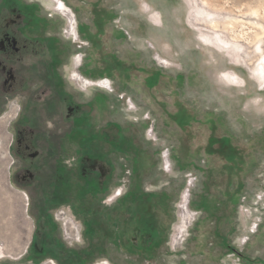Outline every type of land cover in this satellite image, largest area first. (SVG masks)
<instances>
[{
  "label": "rangeland",
  "instance_id": "obj_1",
  "mask_svg": "<svg viewBox=\"0 0 264 264\" xmlns=\"http://www.w3.org/2000/svg\"><path fill=\"white\" fill-rule=\"evenodd\" d=\"M28 1L66 47L68 88L87 103L86 132L58 135L67 193L56 208L70 221L57 234H82L75 249L89 264H264V0ZM73 75L111 89L77 79L81 90ZM7 106L0 116L19 103ZM11 122L0 119V264H53L31 244L44 217L9 183ZM79 145L106 176L81 180Z\"/></svg>",
  "mask_w": 264,
  "mask_h": 264
},
{
  "label": "flooded vegetation",
  "instance_id": "obj_2",
  "mask_svg": "<svg viewBox=\"0 0 264 264\" xmlns=\"http://www.w3.org/2000/svg\"><path fill=\"white\" fill-rule=\"evenodd\" d=\"M57 2L68 7L63 0ZM39 9L37 3L28 0H0V113L8 108L10 101L19 103L17 111L10 109L8 114L0 116L12 120L8 178L17 191L28 195V210L46 221L40 238L32 236L35 254L48 257L53 264H89L93 254L75 249L83 242L82 234L73 242L67 241L62 233L63 230L67 233L70 220L63 222L64 210L56 208L59 197L65 198L67 193L66 179H57L62 168L57 154L58 135L86 132L87 103L74 100L64 75L67 49L58 35L48 31L52 24ZM71 39L76 41L77 36ZM79 59L76 57V62ZM71 79L81 90H86L79 82L83 77L73 75ZM148 118L146 115L143 120ZM90 154L84 145L74 152V167L79 168L80 178L85 182L89 174L99 179L108 171ZM23 197L28 199L25 194ZM58 228L62 230L61 237ZM44 231L52 232L53 236L43 235Z\"/></svg>",
  "mask_w": 264,
  "mask_h": 264
},
{
  "label": "built area",
  "instance_id": "obj_3",
  "mask_svg": "<svg viewBox=\"0 0 264 264\" xmlns=\"http://www.w3.org/2000/svg\"><path fill=\"white\" fill-rule=\"evenodd\" d=\"M69 22V20H67ZM74 24V23H73ZM68 25H67V31H66V34H69L72 38L76 37L75 35L71 34L70 33V30L68 29ZM82 80V79H81ZM84 81V80H83ZM84 84V83H83ZM86 84H89L88 82H86ZM85 85V84H84ZM94 86H96L97 88H106V89H103V90H110V85L108 84L107 80L105 79H102L101 81L97 82L94 84ZM151 134V131H149V135ZM151 136V135H150ZM161 162H162V168L164 171H169L170 168H171V163H170V158H169V153L167 150H164L161 154ZM192 182V179H189L188 181V185L187 186H190ZM187 192H188V188L186 189ZM257 225H254V230L256 229Z\"/></svg>",
  "mask_w": 264,
  "mask_h": 264
},
{
  "label": "bare ground",
  "instance_id": "obj_4",
  "mask_svg": "<svg viewBox=\"0 0 264 264\" xmlns=\"http://www.w3.org/2000/svg\"><path fill=\"white\" fill-rule=\"evenodd\" d=\"M54 3H56L57 2V0H52ZM57 4H58V2H57ZM57 4H56V6L55 7H57ZM68 12V14H69V16L66 18V22H67V25L69 26L68 27V29L70 30V33L72 34V26H73V23H75V18H74V15L69 11V10H67ZM71 19V20H70ZM67 20H69V22L67 21ZM76 36H77V34H76ZM75 38V37H74ZM99 81H101V80H98V81H96V82H89V81H83V80H81V84L83 85V86H86V87H95V88H97L96 86H94V84L95 83H97V82H99ZM86 82H88L89 84H86ZM107 82H108V84L110 85V83H109V81L107 80ZM85 85H84V84ZM97 89H100V88H97ZM103 89H106V88H102L101 90H103ZM109 89H111V86H110V88ZM189 191V190H188ZM188 195H189V193L187 192V190H184V192H183V195H182V200H184V202H185V204H187V197H188ZM185 208V210H187V207H186V205L184 206V204H183V209ZM183 221H185L184 220V218L182 219Z\"/></svg>",
  "mask_w": 264,
  "mask_h": 264
},
{
  "label": "crops",
  "instance_id": "obj_5",
  "mask_svg": "<svg viewBox=\"0 0 264 264\" xmlns=\"http://www.w3.org/2000/svg\"><path fill=\"white\" fill-rule=\"evenodd\" d=\"M65 3V2H64ZM101 90V89H100ZM8 237V236H7ZM25 248H23L21 251L23 252Z\"/></svg>",
  "mask_w": 264,
  "mask_h": 264
}]
</instances>
